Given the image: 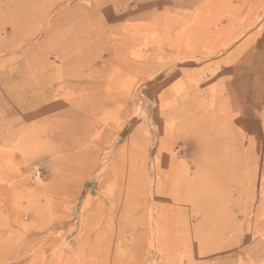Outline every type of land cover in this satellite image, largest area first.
Instances as JSON below:
<instances>
[{
    "label": "rangeland",
    "instance_id": "1",
    "mask_svg": "<svg viewBox=\"0 0 264 264\" xmlns=\"http://www.w3.org/2000/svg\"><path fill=\"white\" fill-rule=\"evenodd\" d=\"M175 1L126 0L123 5L100 8L99 0H64L54 7L50 20H36L23 32L20 51L11 44L1 48L0 79L7 82L0 80V264H100L105 238L98 231L103 222L91 224L89 217L101 200L122 186L116 177L104 179L118 169L112 166V158L118 156L122 166L133 153L149 170L148 191L161 178L152 170L162 168L171 155L193 171L194 145L180 128L186 104L204 105L206 110L225 100L244 146L251 137L258 138L249 167L259 174L252 176L264 175V0ZM167 6L165 16L153 17L167 26L166 32L154 29L134 43L130 35L124 36L126 26L146 25L151 18L130 15L152 9L159 14ZM69 7H78V13L99 8V19L90 27L82 24L79 41L70 54L59 58L48 51L49 31L62 8ZM109 11L124 18H109ZM90 28L99 35L91 38L92 52L85 36ZM12 33V26L4 24L0 39ZM163 36L164 48L151 43ZM112 42L121 44L119 53L105 50ZM40 59L49 66L43 68ZM69 59L70 76L58 73L55 66ZM88 83L94 87L87 88ZM230 88L236 89V97ZM91 90L100 92L94 99L97 115L88 116L98 124L81 130L84 142L79 147H63L69 139L57 137L56 120L46 119L53 108L83 114L82 107L69 105L66 98L89 96ZM61 115L57 119L62 121L65 116ZM101 134L108 137L103 149L98 148ZM81 148L91 150L85 160L95 163L70 193V167L65 160ZM123 172L120 169L119 174ZM258 179L257 201L262 195ZM228 193V205L237 214L238 186L232 184ZM150 194L144 202L147 228L125 227L116 237L117 264H264V230L253 235L247 230L264 222V214L249 219L239 215L245 230L231 229L222 239L211 238L203 246L192 244L186 252L181 244L159 243L162 235L157 232L155 206L169 202ZM138 229L146 231L141 243L133 235ZM175 238L179 237L166 236L167 242Z\"/></svg>",
    "mask_w": 264,
    "mask_h": 264
},
{
    "label": "bare ground",
    "instance_id": "2",
    "mask_svg": "<svg viewBox=\"0 0 264 264\" xmlns=\"http://www.w3.org/2000/svg\"><path fill=\"white\" fill-rule=\"evenodd\" d=\"M62 1L64 0L1 1L0 29L2 25L10 24L13 33L9 38L0 39V50L11 44L20 51L23 32L27 31L31 27V23L36 20H50L54 7L62 3ZM99 1L100 8L102 6L105 8L111 3H116L117 5L127 3L126 0ZM176 1L177 3H183L184 0ZM44 4L48 5V7L46 6L47 8L42 9ZM128 7L124 6L123 8L128 9ZM78 10V7L62 8L58 21L49 31L48 51L57 53L59 58L63 57L64 53L70 54L74 43L79 41L77 37L83 33L81 30L84 29L82 24H87L90 27L99 19V8L98 10H86L84 11L85 13L83 11L78 13ZM167 10H170L168 6L161 9V14L157 13V9H152L147 12L130 15L133 19L144 20L151 18L149 24L146 25L126 26L124 28V36L130 35L133 38L131 42L134 43L140 40L142 36H148L154 29L159 28L166 32L168 30L167 26L161 24L158 19L153 17L156 14L158 18L165 16L166 12L164 11ZM108 15L109 18L116 20L124 18H122V15L114 14L113 11H109ZM85 36L90 40V51L95 48L94 40L92 41L91 38H97L99 35L90 28L85 33ZM163 40H165L164 36L162 38H154L151 43H157L162 49L165 47ZM118 43L112 42L111 45L106 46L105 50L119 53L122 50V46ZM40 60L43 63V68H45L44 66H49L44 65L45 61L43 59ZM72 68L75 73L78 72L75 66H72ZM93 68V66H89L90 72L94 71ZM55 69L62 75L70 76V59L61 61L59 66H55ZM0 80L2 83L7 82L5 79ZM67 86H70V83ZM85 86L90 89L94 87L91 83ZM235 90V88H230L233 98L236 97ZM89 92H91L89 96H80L74 99L66 98L69 105L72 102L82 107L83 114L73 111L69 112L65 109V111L60 112L57 108H53L50 116L46 119V122H51L53 119L56 120L55 134H57V137L62 138L64 137L63 135H66L65 137L69 139L70 142L63 147H79L84 142L81 135L79 137L81 130L95 127L98 124L94 122L96 118L90 119V117L97 115L94 105L96 100L94 99L100 97V92L94 90ZM221 101L216 107L212 108L210 105L206 110L204 105L195 107L184 105L185 116L180 122L181 127L178 124L177 126L183 127L185 136L189 137L193 142L194 154L191 160L193 171H191L188 163L180 162L176 160L175 155H171L167 158L168 163H164L162 168L156 167L152 170L153 175L161 178L156 180V183L153 181L154 188L151 187L152 190L148 191L145 179L148 177L149 170L146 165L138 163L133 153H129L128 158L125 159L128 161L127 164L122 166L118 156L112 158V166L114 165L118 169H115L113 174L109 175L106 173L104 179L107 180L109 176L112 179L116 177L118 184H122V186L120 190L112 191L108 197L101 200L98 203V207H95L94 211L92 210L89 217L91 224L100 219L102 220L103 224L98 232L102 233L105 239L107 238V241L105 239L102 240L104 248L100 253V264H117L113 253L117 250V247L114 248V244L116 237L118 234L121 236L125 227H133L137 224L141 228H147L146 205H144V202L150 193L153 196L164 197L167 199V203L169 202L168 204H160L158 202L155 206L158 217L156 221L157 232L162 235L158 239L159 243L169 247L181 244L186 252L190 250L192 244L194 246H203L211 238L222 239L223 235L231 229L235 233L245 230L244 224L238 220L239 215L249 219L251 216L264 214V175L256 177L259 175L258 172L252 173L249 167L250 153L255 151V145L259 143L258 138L251 137L248 145L244 146V141L241 140L242 134L236 129L234 121L227 111L228 109L224 106L226 101ZM197 112L200 113L198 116L196 115L198 114ZM62 113L66 120L57 119L62 116ZM181 115L183 116L184 114L181 113ZM182 116L180 119H182ZM107 144L108 137L101 134L98 139V148L103 149ZM87 150V148H81L65 160L70 167V193L74 184L93 169L95 161L90 159L91 161L86 162L85 160L86 153L91 151ZM120 169L124 170L123 175L119 174ZM252 174L256 176H252ZM245 176L248 181L244 183L245 181L243 180L244 182L242 183V179L246 178ZM256 179L261 181L259 187L262 195L258 201L254 191L257 187ZM234 183L238 186L237 214L228 205L230 196L228 191ZM243 197L247 198L244 202H242ZM255 201H257L256 205H254ZM192 219H195L194 223ZM169 220L172 222L169 223ZM175 222L178 223L177 227L169 228L167 226V224H174ZM144 229H138L133 233L135 240L141 239L138 240L139 243L144 241L142 240L144 234H146ZM259 229L264 230L263 221H259L252 227L250 225L247 227L248 232L252 235L254 231ZM172 234L177 235L179 238L167 242L166 236ZM119 237L117 238L119 239ZM255 242L259 241L255 240ZM191 264L204 263L192 261Z\"/></svg>",
    "mask_w": 264,
    "mask_h": 264
}]
</instances>
